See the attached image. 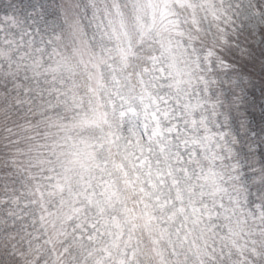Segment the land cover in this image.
Masks as SVG:
<instances>
[{"label":"snow or ice","instance_id":"obj_1","mask_svg":"<svg viewBox=\"0 0 264 264\" xmlns=\"http://www.w3.org/2000/svg\"><path fill=\"white\" fill-rule=\"evenodd\" d=\"M93 181L86 255L18 243L17 184ZM0 189V264H264V0H0Z\"/></svg>","mask_w":264,"mask_h":264},{"label":"trees","instance_id":"obj_2","mask_svg":"<svg viewBox=\"0 0 264 264\" xmlns=\"http://www.w3.org/2000/svg\"><path fill=\"white\" fill-rule=\"evenodd\" d=\"M60 107L62 106H56L54 104L55 110H50L48 112L47 115L51 120L55 121L60 115L64 114L63 112L60 113L57 110ZM42 111V108L38 109L36 117H40ZM36 117H34V119H36ZM40 126L43 127V124H41ZM96 175L99 176L100 173H96ZM44 183L46 184L47 182L45 181ZM93 189L96 190V193L95 195H93V197L101 199L103 196L100 194L101 189L97 187L96 181H93L92 186L87 190L88 192L90 190L92 194ZM0 191H2V189H0ZM42 191H44V204L48 208V210L53 213L51 216L46 217V222H44L43 224L40 220V216L43 214V210L40 207L39 198L33 197V195L31 194L32 189H29L28 187H22L21 185L17 184L15 186V192H9L10 210L12 216H14L15 219L13 220L11 218H8L7 222L14 223L18 226V231L15 233L18 237V243L20 241H23L25 247H27L29 243L33 247L39 244L40 255L44 257L48 256L50 249L62 248L64 245H69L72 254L77 258L81 257L82 252L84 255H86L87 253L84 252L82 245L91 247V242L86 239L85 235L83 237H80L76 236V234L73 233L76 225H80L81 229L87 228L88 232H92V230H90V227H88L90 223H93L95 221H102L101 223H104V220L101 219V216L93 217L95 219L81 218L84 215L71 212L70 209L72 207L79 208L80 211H82V208H80L79 205L82 204L81 201L86 198H84V195H78V193L83 192L84 189L81 187V185L73 182L71 188L69 189L68 187H66L63 193L57 192L55 195L49 196L46 189H42ZM62 198L67 202L65 205H61L60 203ZM33 199H36V203H33ZM28 201L33 204V206L35 205L33 211L36 214L32 220H30V217L27 215L26 211H24L25 213H21L23 210L22 208L18 207L19 204L23 207L24 204ZM73 201H75V203H73ZM4 203V197L0 196V232H2L6 223L4 213L7 210L4 208ZM87 203L90 204L89 200H87ZM94 212L99 213V209ZM106 212L107 211L105 209V213ZM105 213L104 216L109 221V215ZM67 215H71L72 219L68 220ZM125 233H127L126 230ZM105 235L103 239L108 240L109 238H106ZM137 236L138 238L143 239L145 245L149 244V236L147 233L138 232ZM73 237H76V239L73 240ZM3 239L4 237L0 235V241H2ZM45 241H50V243H45Z\"/></svg>","mask_w":264,"mask_h":264},{"label":"rangeland","instance_id":"obj_3","mask_svg":"<svg viewBox=\"0 0 264 264\" xmlns=\"http://www.w3.org/2000/svg\"><path fill=\"white\" fill-rule=\"evenodd\" d=\"M60 113L61 112H63V110H62V107H60L59 109H57ZM125 149H121V151H124ZM127 152L130 154L129 155V159L130 160H132V162L133 163H136V160H137V157H139L140 156V153H139V149H136L135 147H133V146H128L127 147ZM101 159H102V157H101ZM153 167H155V166H153ZM147 169L145 168L144 169V171H146ZM87 192H88V190H87ZM93 192L94 193H96V190L95 189H93ZM88 194H91V191L89 190V192H88ZM84 198H86V197H84ZM87 198L86 199H84V200H82L81 201V203L82 204H80L79 205V207L80 208H82V211H80L79 212V214H82V215H84V216H82L81 218H92V219H95V218H93V217H100V214L99 213H97V212H94V211H97L99 208H98V205H97V201H103V197L101 198V199H99V198H94L93 196H92V199H91V203L90 204H88L87 203ZM95 202V203H94ZM104 206V208L106 209V213L105 214H108L109 215V224H111V217H113V216H115L118 220H120L121 222L123 221V217H122V215H121V213H120V211H119V208H120V205H116L114 208H110L108 205H103ZM19 208H22V212L21 213H25L24 211H26L27 212V215L30 217V220H32L33 219V217L35 216V212L33 211V208L35 207V205L33 206V204H31L29 201L27 202V203H25L24 204V206L22 207V206H20V204H19V206H18ZM22 215V214H21ZM90 222H93V221H90ZM102 221H100V222H98V221H95V222H93V223H90V224H96L98 227L100 226V223H101ZM124 228H125V230L127 231V225H124ZM41 230V229H40ZM90 230H92L93 231V229L92 228H90ZM77 231H79V230H77ZM77 231H73V233H75L76 234V236H80V237H83L84 236V233L82 232V231H80L79 232V235L77 234ZM105 237L106 238H109L108 237V235H107V233H106V235H105ZM103 239V238H102ZM103 240H105V239H103Z\"/></svg>","mask_w":264,"mask_h":264}]
</instances>
